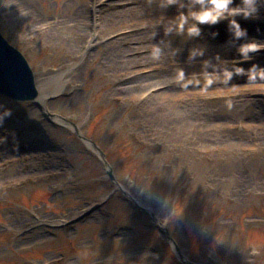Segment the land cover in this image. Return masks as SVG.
<instances>
[{
    "label": "rangeland",
    "instance_id": "obj_1",
    "mask_svg": "<svg viewBox=\"0 0 264 264\" xmlns=\"http://www.w3.org/2000/svg\"><path fill=\"white\" fill-rule=\"evenodd\" d=\"M164 3L0 0V34L46 95L45 111L0 96V264H182L96 148L186 261L264 264V49L236 51L264 41V3L257 18L236 17L247 29L236 40L224 20L165 35L158 23L179 9ZM161 40L179 51L165 43L154 58ZM195 47L204 55L190 60ZM217 53L260 68L214 77L202 62L222 67Z\"/></svg>",
    "mask_w": 264,
    "mask_h": 264
},
{
    "label": "clouds",
    "instance_id": "obj_2",
    "mask_svg": "<svg viewBox=\"0 0 264 264\" xmlns=\"http://www.w3.org/2000/svg\"><path fill=\"white\" fill-rule=\"evenodd\" d=\"M264 3V0H239V3H234V0H165L164 6L169 4H176L179 11L175 17L167 18V24L161 20L158 24H163V31L165 35L176 33L187 37H198L201 35V25L207 23L214 25L222 20L227 21V29L231 33L233 40L247 36V29L242 27L237 16L242 18H257L259 14V7ZM157 24V25H158ZM155 31L152 36H155ZM210 35L216 36L218 32L213 30ZM170 47V42L161 40L159 43H153L152 55L154 58H160L164 52V44ZM171 48V47H170ZM173 56L179 49L171 48ZM264 49V41L257 38H250L242 41L236 46V51L239 53V59L249 60L252 58V53L257 50ZM205 49L203 47H195L189 50L188 58L194 59L197 56H203ZM217 61H225L224 65L220 67L214 64L211 60L205 59L202 62V71L208 72L212 70L211 75L221 76L224 80H230L234 74H243L247 72L251 78L256 74V70L260 68L255 64L245 69L242 65L233 63L228 66L227 60L221 59L217 53L215 56ZM219 68V73L216 69ZM176 73L178 77H183L185 71L183 68L177 67ZM7 115L11 112L8 110ZM3 122V117L0 116V123ZM6 137H0V140Z\"/></svg>",
    "mask_w": 264,
    "mask_h": 264
},
{
    "label": "water",
    "instance_id": "obj_3",
    "mask_svg": "<svg viewBox=\"0 0 264 264\" xmlns=\"http://www.w3.org/2000/svg\"><path fill=\"white\" fill-rule=\"evenodd\" d=\"M0 96L14 102L35 101L38 98V91L35 86L33 72L24 58V56L8 42L0 34ZM96 148V146H94ZM100 157L103 159L105 166L108 164L104 159L103 153L96 148ZM110 180L114 182V178L110 171L107 172ZM133 204L142 212L149 215L151 219L158 224L154 215L145 208L138 205L128 194L124 193ZM166 238L170 241L174 251L177 253L183 264H193L186 262L180 255V251L175 242L164 231Z\"/></svg>",
    "mask_w": 264,
    "mask_h": 264
},
{
    "label": "bare ground",
    "instance_id": "obj_4",
    "mask_svg": "<svg viewBox=\"0 0 264 264\" xmlns=\"http://www.w3.org/2000/svg\"><path fill=\"white\" fill-rule=\"evenodd\" d=\"M143 1H144V0H143ZM145 5H146V6H144V5L142 6V4H141V3H138V2L135 4V6H137V7H141V8H145V7H147V6H148L149 8H150V7H153V8L155 7L154 5H153V6L150 5V4L148 5L147 2L145 3ZM137 7H136V8H137ZM179 48H180L181 51H182L183 57H184V56L186 57L187 55H186V53L184 52L183 48L180 47V46H179ZM155 88H156V87H155ZM166 91H167V89L164 90V91H162L161 94L165 93ZM38 94H39V95H38L39 97L37 98V103L41 106V108H43V110H46V108H45V97H46V95H43V93H42L39 89H38ZM159 94H160V93H159Z\"/></svg>",
    "mask_w": 264,
    "mask_h": 264
}]
</instances>
